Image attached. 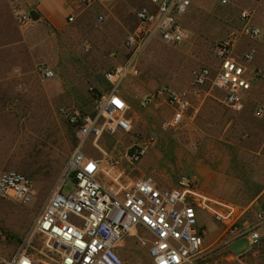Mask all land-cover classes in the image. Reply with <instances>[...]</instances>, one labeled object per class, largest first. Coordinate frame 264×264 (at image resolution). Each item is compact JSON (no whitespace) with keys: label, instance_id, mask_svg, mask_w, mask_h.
<instances>
[{"label":"rangeland","instance_id":"obj_1","mask_svg":"<svg viewBox=\"0 0 264 264\" xmlns=\"http://www.w3.org/2000/svg\"><path fill=\"white\" fill-rule=\"evenodd\" d=\"M191 1L183 20L185 41L171 46L152 40L140 57V76L122 86L136 138L103 137L98 147L89 139L85 152L107 167L134 143L148 144L142 162L122 161L128 176L150 175L171 186L187 174L204 194L223 202L209 188L227 177L237 186L233 198L239 202H225L241 208L242 215L252 204L264 203V117L253 114L264 105V78L254 84L245 110L235 113L224 105L222 91L197 87L195 77L202 67L217 68L216 45L232 35L238 56L256 49L251 67L264 73V0ZM72 3L73 21L56 30L41 17L20 23V14L36 11L34 0H0V175L14 170L33 182L29 205L0 198V264L26 242L76 147L78 130L69 116L93 113L91 89H104V74L123 62L125 40L139 25L137 12L150 0ZM244 11L251 14L249 21L241 17ZM251 28L259 31L255 39L248 35ZM41 67L55 77L45 79ZM166 86L186 93L192 105L180 127L167 131L163 125L173 110L159 95ZM73 188L69 183L65 192ZM251 210L243 215L248 224L254 223ZM199 223L205 228V254L198 264H264V224L259 226L261 246L249 252L247 237L232 239L209 214L201 212ZM151 240L144 229L125 237L119 250L122 264H153ZM42 244L35 238L30 251L42 252Z\"/></svg>","mask_w":264,"mask_h":264},{"label":"built area","instance_id":"obj_2","mask_svg":"<svg viewBox=\"0 0 264 264\" xmlns=\"http://www.w3.org/2000/svg\"><path fill=\"white\" fill-rule=\"evenodd\" d=\"M221 3L227 5L228 0ZM191 8V0H150L138 10L139 25L125 40L123 62L104 74L107 84L104 89H91L95 103L93 113L69 116L70 123L78 130L76 147L26 242L5 264H122L121 242L140 229L151 236L148 254L153 264H198L205 254V228L199 223L201 212L221 224L232 239L247 237L249 252L261 246L259 226L264 224V206L254 213V223L245 226L243 215L232 205L204 194L196 178L190 175H181L171 186L150 175L128 176L121 168L122 161L131 165L142 162L148 155V144L134 143L122 157L110 160L107 167L102 160L85 152L89 139L98 147L103 137L136 138L131 107L122 86L128 79L140 76V57L152 40L171 46L185 41L183 20ZM241 17L249 21L251 14L244 11ZM18 19L23 25L32 22L28 12L20 14ZM69 20L72 22L73 18ZM248 35L255 39L259 31L251 28ZM235 43L236 35H232L216 45L217 68L202 67L195 84L197 87L211 85L222 91L224 105L241 113L254 84L264 78V73L251 67L256 49H248L238 56ZM40 71L45 79L55 77L49 69L41 67ZM159 95L173 110L163 129H177L192 108L187 94L166 86ZM253 114L264 117V105H257ZM69 183L74 188L66 193ZM32 187V180L20 172L11 170L0 175L1 199L29 205L33 201ZM35 238L43 241L42 252L30 251L35 250L32 246Z\"/></svg>","mask_w":264,"mask_h":264},{"label":"crops","instance_id":"obj_3","mask_svg":"<svg viewBox=\"0 0 264 264\" xmlns=\"http://www.w3.org/2000/svg\"><path fill=\"white\" fill-rule=\"evenodd\" d=\"M34 1L36 4V12L38 13V15L42 18V20L46 21L49 26H51L56 30L62 29L68 23V19H70L72 14H75L72 0H34ZM258 184L259 183H257V185ZM236 188L237 186L235 185V182L232 179H227L226 177V178H219L217 181L211 184L209 189L211 191V194L216 197H219L228 202L238 203L239 201L236 198H233L238 194ZM256 195H259V192H257ZM225 201L224 202L219 201V202L232 205L235 208V210L238 211V213L242 211V209L239 208L238 206H235L234 204H230ZM254 204L246 208L245 209L246 211L243 212L242 215L246 214L247 211L252 209L251 212L253 213V218H254V213L257 212L261 207H263L264 203L257 205ZM244 225L245 226L248 225V222H245V218H244Z\"/></svg>","mask_w":264,"mask_h":264},{"label":"water","instance_id":"obj_4","mask_svg":"<svg viewBox=\"0 0 264 264\" xmlns=\"http://www.w3.org/2000/svg\"><path fill=\"white\" fill-rule=\"evenodd\" d=\"M30 16H31V18H32L34 21L40 19V16L38 15V13H37L36 11H31V12H30Z\"/></svg>","mask_w":264,"mask_h":264},{"label":"trees","instance_id":"obj_5","mask_svg":"<svg viewBox=\"0 0 264 264\" xmlns=\"http://www.w3.org/2000/svg\"><path fill=\"white\" fill-rule=\"evenodd\" d=\"M104 81H105V79H104ZM106 83V82H105ZM107 85V84H106Z\"/></svg>","mask_w":264,"mask_h":264}]
</instances>
